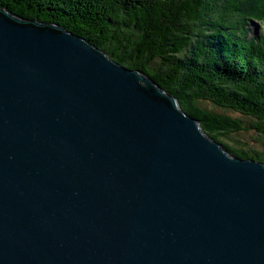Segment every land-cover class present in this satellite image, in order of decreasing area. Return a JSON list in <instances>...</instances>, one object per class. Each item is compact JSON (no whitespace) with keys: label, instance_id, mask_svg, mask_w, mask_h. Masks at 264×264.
<instances>
[{"label":"water","instance_id":"95a60500","mask_svg":"<svg viewBox=\"0 0 264 264\" xmlns=\"http://www.w3.org/2000/svg\"><path fill=\"white\" fill-rule=\"evenodd\" d=\"M0 264H264V163L148 74L0 7Z\"/></svg>","mask_w":264,"mask_h":264},{"label":"trees","instance_id":"16d2710c","mask_svg":"<svg viewBox=\"0 0 264 264\" xmlns=\"http://www.w3.org/2000/svg\"><path fill=\"white\" fill-rule=\"evenodd\" d=\"M119 1L125 5L0 0V7L56 23L148 74L229 154L264 163V0ZM251 21L261 33L251 35ZM252 130L261 150L238 138Z\"/></svg>","mask_w":264,"mask_h":264},{"label":"rangeland","instance_id":"374dc122","mask_svg":"<svg viewBox=\"0 0 264 264\" xmlns=\"http://www.w3.org/2000/svg\"><path fill=\"white\" fill-rule=\"evenodd\" d=\"M263 27L260 22L258 21H251L250 23V33L251 35L259 34L261 33ZM209 106V105H208ZM217 110V109H216ZM220 111V110H218ZM229 113V112H228ZM233 115L232 113H229ZM238 138L247 143L248 145L252 146L255 149L261 150L262 149V144L260 142V139L256 135L255 131H248V132H243Z\"/></svg>","mask_w":264,"mask_h":264},{"label":"bare ground","instance_id":"6f19581e","mask_svg":"<svg viewBox=\"0 0 264 264\" xmlns=\"http://www.w3.org/2000/svg\"><path fill=\"white\" fill-rule=\"evenodd\" d=\"M103 21V20H102ZM97 42V41H96ZM157 83V82H156ZM220 120V119H219Z\"/></svg>","mask_w":264,"mask_h":264}]
</instances>
